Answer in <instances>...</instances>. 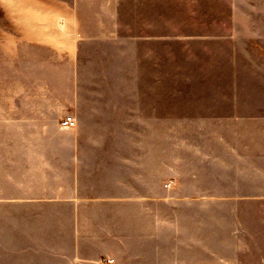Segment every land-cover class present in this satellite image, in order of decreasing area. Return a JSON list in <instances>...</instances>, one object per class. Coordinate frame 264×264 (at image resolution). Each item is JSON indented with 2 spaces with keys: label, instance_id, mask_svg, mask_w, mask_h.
Returning a JSON list of instances; mask_svg holds the SVG:
<instances>
[{
  "label": "crops",
  "instance_id": "obj_1",
  "mask_svg": "<svg viewBox=\"0 0 264 264\" xmlns=\"http://www.w3.org/2000/svg\"><path fill=\"white\" fill-rule=\"evenodd\" d=\"M207 1L0 0V264H264L226 219L264 210L263 122L167 94Z\"/></svg>",
  "mask_w": 264,
  "mask_h": 264
},
{
  "label": "rangeland",
  "instance_id": "obj_2",
  "mask_svg": "<svg viewBox=\"0 0 264 264\" xmlns=\"http://www.w3.org/2000/svg\"><path fill=\"white\" fill-rule=\"evenodd\" d=\"M183 30L182 35H168L167 94L195 101L200 110L226 107L231 123L254 127L258 118L264 127V0L200 2L198 19H184ZM237 197L226 200L232 206L226 219L243 223L233 230L242 241L252 239L245 230L250 220L258 222L257 230L250 229L262 241L261 249L249 245L264 256V210H255V204L236 208L242 202Z\"/></svg>",
  "mask_w": 264,
  "mask_h": 264
},
{
  "label": "built area",
  "instance_id": "obj_3",
  "mask_svg": "<svg viewBox=\"0 0 264 264\" xmlns=\"http://www.w3.org/2000/svg\"><path fill=\"white\" fill-rule=\"evenodd\" d=\"M63 126L67 127H76L77 125V120L74 116H67L63 121H62Z\"/></svg>",
  "mask_w": 264,
  "mask_h": 264
},
{
  "label": "bare ground",
  "instance_id": "obj_4",
  "mask_svg": "<svg viewBox=\"0 0 264 264\" xmlns=\"http://www.w3.org/2000/svg\"><path fill=\"white\" fill-rule=\"evenodd\" d=\"M63 25V24H62Z\"/></svg>",
  "mask_w": 264,
  "mask_h": 264
}]
</instances>
